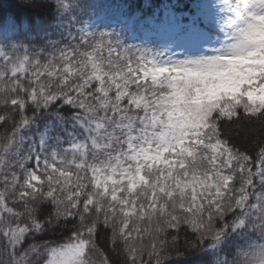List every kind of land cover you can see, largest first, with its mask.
<instances>
[{
	"label": "snow or ice",
	"instance_id": "snow-or-ice-1",
	"mask_svg": "<svg viewBox=\"0 0 264 264\" xmlns=\"http://www.w3.org/2000/svg\"><path fill=\"white\" fill-rule=\"evenodd\" d=\"M234 12L226 49L194 60L165 61L104 33L43 63L4 57L12 107L67 103L89 136L75 157L0 168V264H112L117 250L123 264H168L183 255L181 231L195 237L184 248L232 235L230 264H264V65L248 63L264 0H239ZM6 144L0 136V154ZM57 224L70 234L37 239Z\"/></svg>",
	"mask_w": 264,
	"mask_h": 264
},
{
	"label": "trees",
	"instance_id": "trees-1",
	"mask_svg": "<svg viewBox=\"0 0 264 264\" xmlns=\"http://www.w3.org/2000/svg\"><path fill=\"white\" fill-rule=\"evenodd\" d=\"M197 1L56 0L53 3L52 0H0V53L3 54L0 55V63H3L4 57L15 61L25 55L46 62L56 53V47L63 48L79 40L76 27L92 22L99 16L101 21L92 34H107L106 39L123 48L150 50L152 53L160 51L161 41L151 38L143 42L140 39L152 29V25L161 22L166 13L171 14L177 22L187 23L194 19V26L216 37L218 27L196 16L194 3ZM132 35H135V39L130 40ZM3 85L0 87V120L3 121L0 122V136L6 138L7 144L5 152L0 154V168L26 171L23 154L43 134L48 136V141L44 155L41 154L42 161L50 151L62 158L77 155L76 151L67 149L69 141L74 139L85 143L89 132L86 122L76 115V109L63 102L51 105L33 102L27 103L23 111H18L8 103L7 81H3ZM24 85L27 87L26 80ZM21 102H24L23 98ZM48 207L42 206L45 209ZM69 234V227L57 224L37 239L61 240ZM194 238L192 232L181 231L178 248L183 255L168 264H230L234 251L230 247L234 239L232 235L226 237L219 248L212 245L205 248L183 247L186 240ZM97 240L103 245L99 235ZM253 240L256 244L260 243L255 238ZM109 256L112 264H123L126 258L120 250L109 252Z\"/></svg>",
	"mask_w": 264,
	"mask_h": 264
},
{
	"label": "rangeland",
	"instance_id": "rangeland-1",
	"mask_svg": "<svg viewBox=\"0 0 264 264\" xmlns=\"http://www.w3.org/2000/svg\"><path fill=\"white\" fill-rule=\"evenodd\" d=\"M236 6L237 4L233 0H198L194 3L197 17L202 19L203 22H212L220 26V35L216 38L194 26V19L187 23L183 21L177 22L171 14L166 13L163 20L152 25V29L145 33L140 40L147 42L154 37L156 40L161 41L162 49L158 52L163 54L165 61L194 60L215 55L221 49H226L231 42L234 24L236 23L234 12ZM99 21H101V16L95 19L94 22L87 23L82 29V33H86L92 25L95 27ZM227 31L231 32L228 34ZM133 39H135V35L130 37V40ZM253 39L257 46V51L255 55L249 58L248 63L264 65V30L257 31ZM37 139L23 154L26 171H30L33 168L34 162L41 161L42 163L54 156V152L50 151L45 156L47 158L42 161L48 136L43 134L38 136ZM78 144L81 143L71 139L67 149L75 151ZM221 246H223V241L219 244H214V246L212 245L214 248Z\"/></svg>",
	"mask_w": 264,
	"mask_h": 264
}]
</instances>
